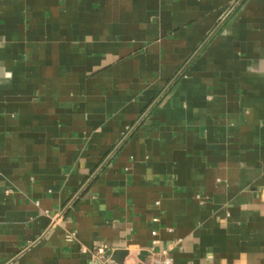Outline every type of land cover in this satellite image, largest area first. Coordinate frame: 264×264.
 <instances>
[{
    "label": "crops",
    "instance_id": "crops-1",
    "mask_svg": "<svg viewBox=\"0 0 264 264\" xmlns=\"http://www.w3.org/2000/svg\"><path fill=\"white\" fill-rule=\"evenodd\" d=\"M239 1L0 0V264H264V0Z\"/></svg>",
    "mask_w": 264,
    "mask_h": 264
},
{
    "label": "built area",
    "instance_id": "built-area-1",
    "mask_svg": "<svg viewBox=\"0 0 264 264\" xmlns=\"http://www.w3.org/2000/svg\"><path fill=\"white\" fill-rule=\"evenodd\" d=\"M156 220V219H155ZM154 234L156 231L153 232ZM107 246L102 245L93 251L94 256H102L100 264H116L113 263L110 259V255H107ZM82 251L86 252L83 248ZM146 264H175L174 257L171 252V248H163L159 251H150L148 256V262Z\"/></svg>",
    "mask_w": 264,
    "mask_h": 264
},
{
    "label": "water",
    "instance_id": "water-1",
    "mask_svg": "<svg viewBox=\"0 0 264 264\" xmlns=\"http://www.w3.org/2000/svg\"><path fill=\"white\" fill-rule=\"evenodd\" d=\"M241 1L242 0H240L236 4V6L239 5V3ZM129 255H130V251L129 250L117 249L110 255V259H111V261L113 263H116V264H126L125 263V259ZM149 255H150V251L148 249L141 250L140 253L138 254V262L136 264H146L148 262V256Z\"/></svg>",
    "mask_w": 264,
    "mask_h": 264
}]
</instances>
